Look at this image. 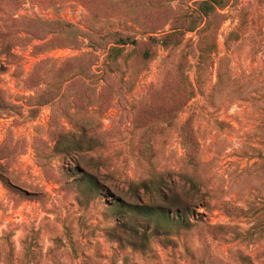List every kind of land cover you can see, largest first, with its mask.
Masks as SVG:
<instances>
[{
  "label": "rangeland",
  "instance_id": "obj_1",
  "mask_svg": "<svg viewBox=\"0 0 264 264\" xmlns=\"http://www.w3.org/2000/svg\"><path fill=\"white\" fill-rule=\"evenodd\" d=\"M197 3L0 0V264H264V0H224L212 54L197 50L202 19L120 97L106 49L87 37H133L134 57ZM181 60L194 93L184 103L171 96ZM90 176L95 200L77 185ZM154 187L189 202L188 230L142 251L114 243L105 208L160 205Z\"/></svg>",
  "mask_w": 264,
  "mask_h": 264
},
{
  "label": "trees",
  "instance_id": "obj_2",
  "mask_svg": "<svg viewBox=\"0 0 264 264\" xmlns=\"http://www.w3.org/2000/svg\"><path fill=\"white\" fill-rule=\"evenodd\" d=\"M224 0H198L196 6V16L192 17L188 12H182L173 17L169 32L162 33L161 35L147 36L144 42V50L131 57V51L125 53L126 47H135L139 43L135 38L125 36L121 32H110L102 37L88 35L90 46L95 49H106V72L105 82L106 86L111 84L112 78L118 80L121 88L117 91L120 97L124 93V87L130 86L132 81L136 79L141 71H143L147 63L155 56L156 49H172L183 43L186 33L194 32L202 19H205V26L199 30L201 35L198 43V52L201 56L212 54L215 50V34L221 21L222 15L219 14L220 9L223 7ZM155 12L160 11L159 5H150ZM137 22V20H136ZM146 27L145 25H142ZM161 27H152L150 33H154ZM135 49V48H134ZM135 51L133 52V54ZM92 59V56H87ZM130 60L132 64L125 69H121V65L127 64ZM90 66V65H89ZM186 63L181 60L177 68L178 82L175 86V94L171 95L173 98L186 102L193 96V88L187 81L184 75ZM80 75H85L84 69L80 68ZM118 72L120 77L113 76V73ZM127 75V79L123 80L122 77ZM165 95H168L166 88L162 89ZM80 98V95H75ZM89 145V143H85ZM83 142L64 140L58 142V147L63 151L82 150ZM80 185L83 192L95 200L99 194V187L92 176L82 180ZM142 189L147 190L148 186L142 184ZM153 192L161 201L160 205H127L118 201H114L107 206L106 212L114 219L115 225L112 226L108 232L113 242L130 249L142 251L148 241L157 238L162 234L169 231L178 232V230H188L190 222L188 215L190 212L189 202L178 196L168 197L162 192L160 187H154ZM261 221L258 224V230H264V209L257 211ZM156 214L157 219H153ZM163 218V219H162ZM160 221H165L164 223ZM221 230V227H217Z\"/></svg>",
  "mask_w": 264,
  "mask_h": 264
}]
</instances>
